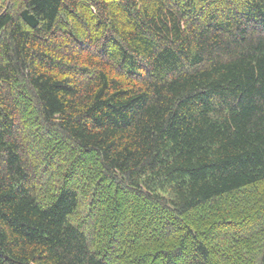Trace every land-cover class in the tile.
I'll return each instance as SVG.
<instances>
[{"label":"trees","instance_id":"obj_1","mask_svg":"<svg viewBox=\"0 0 264 264\" xmlns=\"http://www.w3.org/2000/svg\"><path fill=\"white\" fill-rule=\"evenodd\" d=\"M263 213L264 0L2 1L0 264H264Z\"/></svg>","mask_w":264,"mask_h":264},{"label":"rangeland","instance_id":"obj_2","mask_svg":"<svg viewBox=\"0 0 264 264\" xmlns=\"http://www.w3.org/2000/svg\"><path fill=\"white\" fill-rule=\"evenodd\" d=\"M2 1L3 0H0V7H1V3H2ZM47 175V173H46V171H45V173H43V177L44 176H46ZM241 200V202H244L243 200H244V198H241L240 199ZM255 220H256V222L254 221L253 223H252V225H249V226H247V227H251V229H255V227H256V225L258 224V225H260V224H264V213L263 214H261L260 216H258V218L256 217V218H254ZM246 227V228H247ZM239 228V227H238ZM241 228H239V230H240ZM221 230H223V232L224 231H226V233H228L229 232V229L228 228H224V227H221ZM233 231V230H232ZM232 231H230L228 234H232L233 232ZM215 234V233H214ZM214 237H216V236H214ZM262 238V237H261ZM218 246H215L214 245V248H213V250H214V252H215V255H217V254H220L221 253V251L222 250H218Z\"/></svg>","mask_w":264,"mask_h":264}]
</instances>
